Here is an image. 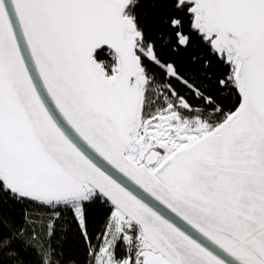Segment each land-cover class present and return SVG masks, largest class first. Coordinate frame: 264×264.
Here are the masks:
<instances>
[{
	"label": "water",
	"instance_id": "95a60500",
	"mask_svg": "<svg viewBox=\"0 0 264 264\" xmlns=\"http://www.w3.org/2000/svg\"><path fill=\"white\" fill-rule=\"evenodd\" d=\"M180 1L234 60L240 104L151 171L129 158L144 76L127 1L0 0V182L43 204L95 193L157 264H264V0Z\"/></svg>",
	"mask_w": 264,
	"mask_h": 264
},
{
	"label": "trees",
	"instance_id": "16d2710c",
	"mask_svg": "<svg viewBox=\"0 0 264 264\" xmlns=\"http://www.w3.org/2000/svg\"><path fill=\"white\" fill-rule=\"evenodd\" d=\"M126 1L144 76L142 118L168 104L211 126L233 113L240 104L233 81L235 63L193 27L190 5L180 0ZM95 59L116 65L104 49ZM182 102L188 110L177 106ZM112 210L97 196L77 210L45 208L11 195L0 182V264H94ZM115 255L117 260L128 255L121 241Z\"/></svg>",
	"mask_w": 264,
	"mask_h": 264
},
{
	"label": "rangeland",
	"instance_id": "374dc122",
	"mask_svg": "<svg viewBox=\"0 0 264 264\" xmlns=\"http://www.w3.org/2000/svg\"><path fill=\"white\" fill-rule=\"evenodd\" d=\"M232 61L234 60L232 59ZM115 66L116 65H113V70H115ZM168 105H171L172 108L166 106L163 111L157 112L153 116L141 118V124L136 136V144L139 149L136 154L129 155V158L132 159L134 163L144 165L151 171L158 168L167 157L172 155L176 149H179L183 145L176 140L177 135L180 133L179 130L186 132L188 135L196 133V136H200V134H206L205 132H209L215 127L199 117L183 116L180 112L175 110L172 104ZM164 118H170V121H166ZM174 128L176 132L172 130ZM152 132L165 133L166 137L162 136L159 140H154ZM96 196L97 195L93 193L86 202L67 200L63 202L40 204L45 205V208L56 209L58 207H68L77 210L84 203L90 202ZM123 221L125 222L119 224L110 216V220L102 238V245L94 257V264H132L131 260H134V264H156L158 254L148 246L139 229L126 217ZM49 226L50 223L48 224V227ZM119 241L122 242L128 253L122 260H117L115 258V249ZM131 252H133V257H137L138 255L139 258L131 259Z\"/></svg>",
	"mask_w": 264,
	"mask_h": 264
},
{
	"label": "bare ground",
	"instance_id": "6f19581e",
	"mask_svg": "<svg viewBox=\"0 0 264 264\" xmlns=\"http://www.w3.org/2000/svg\"><path fill=\"white\" fill-rule=\"evenodd\" d=\"M211 45H212V47L214 48V49H216L217 50V45H216V43H215V40L212 38L211 39ZM109 66V65H108ZM110 67V66H109ZM164 120H166V121H170V118H164ZM174 132H176V129L174 128V129H172ZM206 133V132H205ZM152 134H153V136L155 137V138H161L162 136H165L166 137V134L165 133H157V132H152ZM196 138L197 137H192V136H190V135H188V134H185V135H183V134H181V133H179V135H177V137H176V140H178L181 144H183L180 148H179V150L180 149H182V148H184V147H187V146H189L190 144H192V143H194L195 141H196ZM177 151H179L178 149H176ZM176 151V152H177ZM93 193H84V194H82V195H80V196H78V197H75L73 200L74 201H79V202H86V201H88L89 200V198L91 197V195H92ZM111 217H112V219H114L117 223H124L125 221H123V219L125 218L124 216H123V214L121 213V212H119L117 209H113V212H112V214H111ZM164 264H166V263H164Z\"/></svg>",
	"mask_w": 264,
	"mask_h": 264
},
{
	"label": "built area",
	"instance_id": "2783aa9c",
	"mask_svg": "<svg viewBox=\"0 0 264 264\" xmlns=\"http://www.w3.org/2000/svg\"><path fill=\"white\" fill-rule=\"evenodd\" d=\"M112 57H113V56H112ZM113 58H114V57H113ZM100 65H101L102 69L104 70V72H105L104 74H105V75L108 74L107 76H109V75H112V74L114 73L113 67H109L108 65H104V64H102V63H100ZM168 107H169V108H172L171 105H168ZM179 131H180V133L183 134V135L187 134L186 132H184V131H182V130H179ZM207 133H208V132H206V134H207ZM204 135H205V134H200V136H196V133H193V134L190 135V136H192V137H195V136H196V137H197L196 140H197V139L201 138V137L204 136ZM153 139H154V140H159L160 138H155V137L153 136ZM178 150H179V149H178ZM176 151H177V150H175L174 153H176ZM174 153H173V154H174ZM173 154H172V155H173ZM172 155H170V156H172ZM170 156H169V157H170ZM167 158H168V157H167ZM167 158H166V159H167Z\"/></svg>",
	"mask_w": 264,
	"mask_h": 264
},
{
	"label": "flooded vegetation",
	"instance_id": "af4514ba",
	"mask_svg": "<svg viewBox=\"0 0 264 264\" xmlns=\"http://www.w3.org/2000/svg\"><path fill=\"white\" fill-rule=\"evenodd\" d=\"M156 264H157V260H156Z\"/></svg>",
	"mask_w": 264,
	"mask_h": 264
}]
</instances>
